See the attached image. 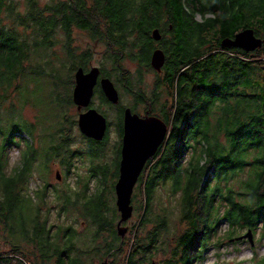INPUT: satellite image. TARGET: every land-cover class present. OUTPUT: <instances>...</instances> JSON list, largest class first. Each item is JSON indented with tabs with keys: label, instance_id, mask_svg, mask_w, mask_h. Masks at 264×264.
Returning a JSON list of instances; mask_svg holds the SVG:
<instances>
[{
	"label": "trees",
	"instance_id": "16d2710c",
	"mask_svg": "<svg viewBox=\"0 0 264 264\" xmlns=\"http://www.w3.org/2000/svg\"><path fill=\"white\" fill-rule=\"evenodd\" d=\"M91 1L90 6L89 0H57L41 9L34 0L22 14L0 0V160L13 146L28 148L23 171L15 179L0 178V236L9 247L0 252V264H97V258L118 264L120 256L121 264H152L158 254H165L161 264H196L210 245L238 240L244 228L256 232L264 225V62L258 60L264 46L247 52L221 42L248 27L264 37V0H185L205 18L198 21V91L186 86V91L171 93L165 111L169 137L135 187L144 211L133 247L128 249L129 241L118 232L116 210L98 207L88 226L90 238L71 224L51 223L45 208L55 194L62 200L69 193L52 189L45 176L53 159L75 153L70 149L77 126L74 72L88 70L92 58L73 47V27L107 43L106 59L114 66L109 70L103 64V70L122 82L121 62L131 60L136 33L147 43L146 28L138 29L146 23L147 10L162 16L167 8L184 6V0ZM58 31L66 36L61 52L55 49ZM215 47L221 50L214 52ZM123 80L131 90V76ZM96 94L114 106L101 90ZM29 107L36 111L34 118L26 114ZM37 172L45 182L34 190ZM162 190L179 199L180 219L187 225L181 235L171 237L172 208ZM60 206L62 212L73 207ZM225 222L229 229L222 233ZM252 261L264 264V256L256 252Z\"/></svg>",
	"mask_w": 264,
	"mask_h": 264
},
{
	"label": "rangeland",
	"instance_id": "374dc122",
	"mask_svg": "<svg viewBox=\"0 0 264 264\" xmlns=\"http://www.w3.org/2000/svg\"><path fill=\"white\" fill-rule=\"evenodd\" d=\"M34 0H8L9 5H14L19 12L22 14L29 12L31 4ZM34 5L36 8H46L48 6H54L57 0H35ZM89 5H92V1L89 0ZM48 14V13H47ZM208 18L214 17L213 14H209ZM204 17L201 14H198V21H204ZM10 23H13V19L9 20ZM23 29V28H22ZM263 37V35H260ZM66 36L63 31H58L56 33L55 39L60 41L59 44L55 46V49L61 52L64 47V40ZM264 38V37H263ZM71 41L73 47L77 50L79 54L85 52H90L92 54L91 65L90 67H102L103 64H106L109 70L114 66L113 64L108 63L106 56L108 53V45L105 41L100 38L93 37L91 32L82 30L77 26L73 27ZM216 41V39L214 40ZM216 49V50H215ZM214 52L221 50L219 47H215ZM64 50V49H63ZM263 51V50H260ZM60 56H62L60 54ZM63 57V56H62ZM264 56L261 55L258 60L264 62ZM122 63V71L119 75V78L122 79V82L116 81L115 78H112L116 82V86L120 90L121 95V105H131L132 96L130 91H125L123 77L130 76L132 63L128 58ZM74 72V77L76 74ZM67 72V71H66ZM67 75V73H65ZM103 91L102 89H100ZM98 90V91H100ZM251 92V91H249ZM248 92V93H249ZM92 106L98 108L101 113H103L110 123L108 128L109 140L106 142H98L93 139L85 137L79 128L78 120L82 111H80L77 105L72 109V113L77 115V126L75 127L70 142L71 151L75 152L71 157L65 158H55L51 162L50 172L45 176L47 181L53 186L52 189L59 190L65 189L69 194V198L64 197L60 200L57 195L53 196L50 201V204L45 208V211L49 213V218L51 223L54 224H68L73 225L79 234H84L89 238L92 235L88 234V226H90L94 219L92 214L97 212L98 207L106 210L111 209L116 210L118 217L116 218V223L118 224L121 220V213L118 210L117 206V191L116 184L119 180V167H120V157L115 155L114 152L119 150L118 146L115 150V145L120 141L119 127L118 122L121 120V113L119 114L118 107L109 106L104 104L101 96H95L92 102ZM86 111V109H83ZM26 114L30 118H34L36 111L29 107L26 110ZM171 126L169 125V133ZM107 133V135H108ZM26 139H30L28 134H22ZM2 137V136H0ZM3 138V137H2ZM35 146L39 147V140L36 139ZM62 173L61 180L57 178V172ZM211 169L208 172L209 176L211 174ZM44 175V174H43ZM41 172L34 174L31 185L32 189L36 190L41 185H44L45 180ZM205 180V178H204ZM137 189V188H136ZM136 194V196H135ZM133 202H134V214L133 217L124 224L129 228V231L126 235L127 241H129L128 249L133 247L136 237L139 231V224L141 217L143 215V209H140V197L137 196L135 191ZM163 201L167 204L168 207L172 208V232L171 237H174L176 234L181 235L187 228V225L184 221H181L180 210L177 203L179 201L178 197L170 196L168 190H162ZM60 203L68 204L71 208L69 212H62ZM176 206V207H175ZM118 229V228H117ZM229 229L228 224L225 222L222 225V233ZM249 228L241 229L238 233V237H241L249 232ZM174 231V232H173ZM264 225L261 224L258 230L253 231V244L248 238L240 240H224L220 247H215L210 245L209 250L207 251L206 257L203 261L197 262L196 264H237L240 261H245L247 264H257L256 261H252L255 253L257 252V257L264 256ZM104 238V237H103ZM175 238H169V243L173 244ZM102 239L98 240L97 244L100 245ZM9 247L4 242L3 238L0 236V252L7 250ZM130 251V250H129ZM128 251V252H129ZM165 257V254H158L157 257L153 260L152 264H161V260ZM113 258H109L111 264ZM106 260V259H105ZM105 260L101 261L98 258L96 259L97 264H101ZM123 260V257H119V263Z\"/></svg>",
	"mask_w": 264,
	"mask_h": 264
},
{
	"label": "flooded vegetation",
	"instance_id": "af4514ba",
	"mask_svg": "<svg viewBox=\"0 0 264 264\" xmlns=\"http://www.w3.org/2000/svg\"><path fill=\"white\" fill-rule=\"evenodd\" d=\"M186 4L187 2L184 0L183 9H165L162 16L155 14L152 10H147L146 23L138 27V29L146 28L145 30L148 33L147 43L143 44L140 42V35L137 32L131 57V90L125 89V91H130L133 100L132 104L129 106L121 105V95L118 104H113L107 99L112 105L120 106L121 112L123 111L121 113L122 118L117 125L121 138L115 145V150L117 146L120 149L114 152L121 159L124 140V119L127 108H130L132 113L140 118L158 117L167 123L165 111L171 105L172 91H186V86L189 87L188 91H198V10L188 7ZM194 14L196 15L195 17L193 16ZM136 18H140L138 10ZM150 21L152 24H150ZM154 23L155 25H153ZM155 30L159 32V38L154 37ZM160 51L165 56V63L161 68H156L153 62L154 55ZM99 68L100 77L95 88L94 97L98 96L96 94L97 91L102 89L101 80L108 77L103 67ZM90 69L91 67L86 71ZM74 81L76 85V79ZM113 82L116 85L114 80ZM179 84H181L180 88L178 87ZM174 85H177L179 89H176ZM103 95L105 96L104 92ZM91 107L93 106L91 105ZM106 137L102 142L109 140V133L108 135L106 134Z\"/></svg>",
	"mask_w": 264,
	"mask_h": 264
},
{
	"label": "water",
	"instance_id": "95a60500",
	"mask_svg": "<svg viewBox=\"0 0 264 264\" xmlns=\"http://www.w3.org/2000/svg\"><path fill=\"white\" fill-rule=\"evenodd\" d=\"M158 31H154V37L159 38ZM223 47L241 48L247 52H254L264 46V38L256 33L252 27L245 28L231 37H226L221 42ZM161 53V54H160ZM160 54V55H159ZM154 65L161 68L165 63L162 51L154 55ZM100 77V68L95 66L89 71L83 67L78 68L75 74L76 85L73 91V100L78 109L82 111L78 120L81 133L87 138L102 141L107 134L109 122L107 117L97 108L91 107L95 88ZM102 90L107 99L113 103L120 102V93L113 80L109 77L101 80ZM124 140L122 147V159L120 164V176L116 184L117 206L121 213V220L117 228L120 236L125 237L129 231L124 226L134 214L133 194L142 172L150 159L156 156L160 147L168 135V124L158 117L140 118L132 113L130 108L125 112ZM57 178L61 180L62 173L57 172ZM248 238L253 244V230L238 238ZM254 245V244H253ZM101 264H110L106 259Z\"/></svg>",
	"mask_w": 264,
	"mask_h": 264
},
{
	"label": "clouds",
	"instance_id": "9594fccd",
	"mask_svg": "<svg viewBox=\"0 0 264 264\" xmlns=\"http://www.w3.org/2000/svg\"><path fill=\"white\" fill-rule=\"evenodd\" d=\"M0 143H3L2 137H0ZM27 152L28 148L24 143H20L18 147L9 148L7 158L0 160V178L6 180L15 179L25 167Z\"/></svg>",
	"mask_w": 264,
	"mask_h": 264
},
{
	"label": "bare ground",
	"instance_id": "6f19581e",
	"mask_svg": "<svg viewBox=\"0 0 264 264\" xmlns=\"http://www.w3.org/2000/svg\"><path fill=\"white\" fill-rule=\"evenodd\" d=\"M168 127H169V125H168ZM169 130H168V135H167V137H166V139L169 137ZM166 141V140H165ZM147 165V164H146ZM146 167V166H145ZM145 169V168H144ZM144 171V170H143ZM143 173V172H142ZM141 177V176H140ZM140 180V179H139ZM139 182V181H138ZM138 184V183H137ZM238 239V238H237Z\"/></svg>",
	"mask_w": 264,
	"mask_h": 264
}]
</instances>
